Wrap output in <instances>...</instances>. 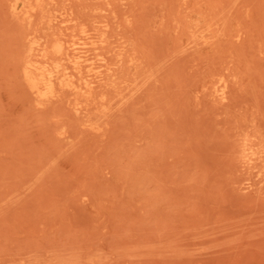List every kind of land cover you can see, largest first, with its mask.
<instances>
[{"label": "rangeland", "instance_id": "1", "mask_svg": "<svg viewBox=\"0 0 264 264\" xmlns=\"http://www.w3.org/2000/svg\"><path fill=\"white\" fill-rule=\"evenodd\" d=\"M0 264H264V0H0Z\"/></svg>", "mask_w": 264, "mask_h": 264}, {"label": "bare ground", "instance_id": "2", "mask_svg": "<svg viewBox=\"0 0 264 264\" xmlns=\"http://www.w3.org/2000/svg\"><path fill=\"white\" fill-rule=\"evenodd\" d=\"M106 40V39H105ZM103 40V42L105 41ZM75 46L70 48H64L61 44L57 48L59 54L58 58L67 59L73 64V68L77 74H80L83 69L89 68V70L94 71L95 76L89 81L85 82V85L76 84L75 80L68 79L64 68H50L45 66H40L37 64L38 60L36 58L28 57L24 64L23 75L28 82L33 93L39 95H45L52 93L57 85L74 88L76 91H84L89 93L94 83L95 77H100L102 72L99 71V66H95V62L92 61L91 57H87L81 54L82 49L77 47V42L74 43ZM82 48V47H81ZM88 49H84L83 52H88ZM33 51V48H31ZM48 62V59H47Z\"/></svg>", "mask_w": 264, "mask_h": 264}]
</instances>
